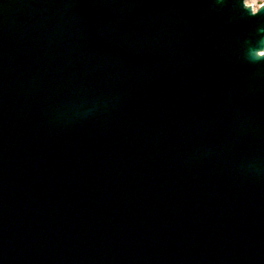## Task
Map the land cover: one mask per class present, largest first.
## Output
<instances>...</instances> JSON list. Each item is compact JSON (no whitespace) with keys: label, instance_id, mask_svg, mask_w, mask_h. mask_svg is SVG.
<instances>
[{"label":"water","instance_id":"95a60500","mask_svg":"<svg viewBox=\"0 0 264 264\" xmlns=\"http://www.w3.org/2000/svg\"><path fill=\"white\" fill-rule=\"evenodd\" d=\"M0 264H264V5L0 0Z\"/></svg>","mask_w":264,"mask_h":264},{"label":"bare ground","instance_id":"6f19581e","mask_svg":"<svg viewBox=\"0 0 264 264\" xmlns=\"http://www.w3.org/2000/svg\"><path fill=\"white\" fill-rule=\"evenodd\" d=\"M251 1H253V0H245V4L251 5ZM251 7H253L255 10L258 6H256L255 4H252Z\"/></svg>","mask_w":264,"mask_h":264},{"label":"rangeland","instance_id":"374dc122","mask_svg":"<svg viewBox=\"0 0 264 264\" xmlns=\"http://www.w3.org/2000/svg\"><path fill=\"white\" fill-rule=\"evenodd\" d=\"M261 0H253L251 1V3H257V2H260Z\"/></svg>","mask_w":264,"mask_h":264}]
</instances>
